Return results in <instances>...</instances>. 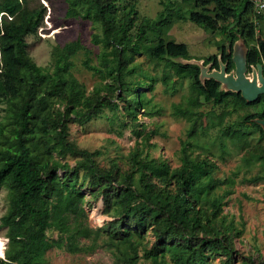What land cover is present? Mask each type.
<instances>
[{
	"label": "trees",
	"instance_id": "trees-1",
	"mask_svg": "<svg viewBox=\"0 0 264 264\" xmlns=\"http://www.w3.org/2000/svg\"><path fill=\"white\" fill-rule=\"evenodd\" d=\"M25 1L0 0V103H6L5 114L0 106V187L10 188V205L1 218L9 240L0 264H46L45 255L51 248L78 253L99 246L112 250L115 264H139L141 257L166 264L167 253L174 264H208L214 253L225 255L226 262L231 260L236 251L232 238L238 231L233 223H223L220 215L222 199L232 190L213 195L208 203L199 201L202 176L217 167L210 152L193 156L191 143L185 140L177 167L135 151L130 168L123 170L119 165L101 166L96 159L99 149L81 148L70 140L69 122H89L104 105L114 104V96L102 93L101 87L88 93L71 73L73 57L84 47L79 38L54 48L53 71L33 59L26 37L37 33L46 8H30ZM67 1L68 17L90 19L101 26L102 32L93 36L94 43L103 46L101 65L91 64L89 59L84 65L103 78H111L105 85L110 93L128 88L126 76L138 70L135 54L144 51L173 69L177 80L192 79L193 93L186 102L173 104L175 115L191 121L190 134L195 132L198 118L206 115L199 109L206 102L264 103V94L248 102L239 92L222 90L214 78L203 84L200 66L182 62L197 57L190 53L188 44L167 38L178 20H190L222 34L220 54L204 59L219 68L221 55L231 70L235 67L233 45L241 34L249 45L248 67L252 70L258 62L264 64V35L258 33L264 17L252 0H161L163 8L157 15L143 18L139 17L137 0H130L123 8L121 0ZM150 33L157 34L155 41H150ZM166 77L164 73V82ZM143 84L155 88L153 79L140 82ZM120 98L127 99L124 94ZM145 98L138 89L129 101L144 108ZM130 104L127 109H133ZM255 117L264 118V108L243 116L237 125L256 127L264 135ZM236 132L233 125L224 130L225 134ZM156 133L150 129L145 139ZM54 152L80 158L72 165L54 159ZM81 170L108 214L101 226L86 221L85 182L78 187ZM49 230H56L57 237L49 236ZM149 230L154 237L151 244L144 243ZM81 237L90 242L82 244ZM250 264H257L255 258L250 257Z\"/></svg>",
	"mask_w": 264,
	"mask_h": 264
},
{
	"label": "rangeland",
	"instance_id": "rangeland-1",
	"mask_svg": "<svg viewBox=\"0 0 264 264\" xmlns=\"http://www.w3.org/2000/svg\"><path fill=\"white\" fill-rule=\"evenodd\" d=\"M129 1L121 0V8ZM180 1L182 2L177 0ZM24 3L30 8H46L44 20L37 33L26 37L33 59L53 71L54 48L79 38L84 47L73 57L71 73L86 86L88 93L101 87L102 93L114 96V104L104 105L89 122L82 124L71 120L70 140L81 148L91 151L99 149L101 153L96 159L101 166L119 165L123 170L130 168L135 151L141 152L142 156L149 154L150 157L167 161L172 168L177 167L181 164V147L185 140L191 143L193 156L210 152V158L217 163V167L202 176L199 183V201L208 203L213 195L223 194L231 189L232 192L222 199L223 211L220 217L223 223H233L238 232L232 238L236 247L233 258L226 262L225 255L214 253L208 264H250V257L251 260L255 258L257 264H264V135L256 127L239 128L237 125V121L243 116L262 110L264 103L236 105L229 100L228 103L214 105L213 102H206L199 108L206 115L198 118L195 132L190 134L191 121L175 115L173 104L186 102L193 93L191 78L177 80L173 69L166 67L160 60H153L142 51L136 53L134 58V63L138 65L137 72L126 76L128 88H116L110 93L105 85L111 78H103L84 65L87 59L91 64L101 65L100 53L103 46L93 41L94 34L102 32L100 24L90 19L68 17L67 0H27ZM136 3L140 18L155 17L163 8L161 0H137ZM184 7L188 8V3H184ZM258 33L259 36L264 35V24L258 27ZM149 37L150 41H155L157 34L150 33ZM167 38L187 43L193 56L204 58L220 54L218 41L224 36L207 31L190 20H178ZM164 73L167 75L166 82L162 80ZM151 79L155 81L154 89L151 90L147 84L140 85V82L148 83ZM138 89L146 97L144 108L130 104L129 101ZM123 94L128 100L120 98ZM129 104L133 109H127ZM58 105L62 106L61 103ZM0 106L2 114H5L6 103H0ZM228 125H233L237 132L225 134L224 130ZM150 129L157 130V133L146 140ZM53 158L74 165L80 157L73 154L62 156L54 152ZM82 173L83 170L80 171L78 187L85 182L82 191L86 194V221L91 226H101L108 219V214L102 201L96 199L92 193L95 187L88 180H84ZM9 205L10 188L2 186L0 235L6 240L7 230L6 227H1V218ZM48 234L57 237L58 232L49 230ZM145 236L144 243L151 244L154 240L152 231L149 230ZM80 240L82 244L90 242L85 237ZM143 253L144 249L141 248V254ZM45 256L46 264H115L113 252L106 246L85 249L78 253L54 247ZM165 258L166 264H174L169 253ZM139 264L155 263L141 257Z\"/></svg>",
	"mask_w": 264,
	"mask_h": 264
},
{
	"label": "water",
	"instance_id": "water-1",
	"mask_svg": "<svg viewBox=\"0 0 264 264\" xmlns=\"http://www.w3.org/2000/svg\"><path fill=\"white\" fill-rule=\"evenodd\" d=\"M249 45L245 38L238 34L237 40L233 45V61L235 67L228 70V62H224L219 55L220 66L213 67V62L205 63L204 58H184V63H195L200 66V80L203 84L207 79L214 78L220 82L221 89L226 91L239 92L248 102H254L259 99L261 94H264V64L258 62L252 66V70L248 67ZM264 129V118L255 117ZM1 256H5V251Z\"/></svg>",
	"mask_w": 264,
	"mask_h": 264
},
{
	"label": "built area",
	"instance_id": "built-area-1",
	"mask_svg": "<svg viewBox=\"0 0 264 264\" xmlns=\"http://www.w3.org/2000/svg\"><path fill=\"white\" fill-rule=\"evenodd\" d=\"M257 13L264 17V0H252Z\"/></svg>",
	"mask_w": 264,
	"mask_h": 264
},
{
	"label": "bare ground",
	"instance_id": "bare-ground-1",
	"mask_svg": "<svg viewBox=\"0 0 264 264\" xmlns=\"http://www.w3.org/2000/svg\"><path fill=\"white\" fill-rule=\"evenodd\" d=\"M7 246V240L0 235V252L3 254Z\"/></svg>",
	"mask_w": 264,
	"mask_h": 264
},
{
	"label": "clouds",
	"instance_id": "clouds-1",
	"mask_svg": "<svg viewBox=\"0 0 264 264\" xmlns=\"http://www.w3.org/2000/svg\"><path fill=\"white\" fill-rule=\"evenodd\" d=\"M197 58V57H196ZM9 239H7V242H8Z\"/></svg>",
	"mask_w": 264,
	"mask_h": 264
}]
</instances>
